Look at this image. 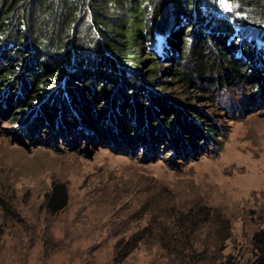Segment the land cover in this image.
Masks as SVG:
<instances>
[{
  "label": "rangeland",
  "instance_id": "1",
  "mask_svg": "<svg viewBox=\"0 0 264 264\" xmlns=\"http://www.w3.org/2000/svg\"><path fill=\"white\" fill-rule=\"evenodd\" d=\"M121 3L110 7L114 11L118 5L117 23L132 19L127 8L120 10L126 7ZM146 16L147 9L142 10V23ZM182 22L167 25L162 33L142 29L141 49L157 59L156 73L151 77L147 64L138 61L135 73L147 85L145 91L163 97L181 119L200 124L195 137L179 134L185 142L179 150L161 140L134 145L136 138L130 141L122 133L116 140L99 138L82 120L81 135L73 142L74 133H64L62 125H54L48 136L0 111V264H184L190 250L183 247L185 257L163 245L160 236L175 231L177 216L189 208L213 216L212 229L225 218L230 235L222 241L223 250L248 253L253 230L264 227V82L243 62L249 57L241 52L238 31L229 34L228 28L185 17ZM172 26L178 36L170 42ZM193 27L206 38L201 50L209 66L202 76L190 70L196 52ZM253 37L264 47L260 36ZM216 47L238 55V76L224 77ZM1 66L10 75L18 76L22 69L4 56ZM175 71L188 79L177 80ZM4 85L0 82V110L9 105L4 102L13 89ZM135 121L130 115L131 124L139 129L146 125ZM62 188L67 202L50 211L49 196ZM211 228L207 231L203 224L191 232L197 250L206 237L208 245L216 242ZM134 231L144 236L127 251L125 243Z\"/></svg>",
  "mask_w": 264,
  "mask_h": 264
},
{
  "label": "trees",
  "instance_id": "2",
  "mask_svg": "<svg viewBox=\"0 0 264 264\" xmlns=\"http://www.w3.org/2000/svg\"><path fill=\"white\" fill-rule=\"evenodd\" d=\"M109 1L111 4L105 0H0V56L7 58L9 63L14 60L17 66L22 67L18 76L10 75V70L0 67V82L6 88L12 84L10 88H13L4 102L9 105L5 111L0 110L3 114H10L13 121L30 122L32 125H28V130L35 133L43 130L48 136L51 135L48 130L54 125H62L64 133H74L73 142H77L81 135L79 126L82 120L99 138L116 140L118 133H122L130 141L136 138L134 145L143 139L152 143L161 140L179 150L185 143L179 134L186 139L192 138V134L195 137L200 124L181 119L177 110L164 105L163 97H154L153 93L145 91L146 84L140 83L135 73L137 61L147 64L151 77L156 73L157 59H151L150 52H142L141 49L142 42L138 36L142 35V29L149 28L148 33H162L169 24L180 26L183 17L194 19L196 24L203 21L208 26L228 28L229 34L235 31L242 34L238 46L244 56L249 57L243 62L251 65V75L254 70V74L261 78L260 83L264 82V66L261 67L264 47L257 46L258 41L253 37L258 35L264 42L263 0ZM121 1L126 7L122 6L120 10L127 8L132 19L117 23L114 17L118 5L113 6L114 11L110 7L122 4ZM146 9L147 16L142 23L140 12ZM133 10H136L134 15L131 14ZM179 16L181 18L176 22ZM136 19L139 22L133 24ZM186 27L188 29L191 25ZM194 28L191 31L198 36L195 35L192 43L196 52L190 70L202 76L209 66L201 50L206 38H201L198 28ZM174 30L172 26V33L168 36L170 42L175 36ZM246 33L247 36L243 35ZM176 34L178 36V32ZM216 50L224 77L238 76L242 69L238 55L221 47H216ZM251 59L252 63H248ZM175 74L177 80L188 79L184 73L177 71ZM126 86L131 87L128 89L131 92L126 91ZM143 90L147 93L144 94ZM77 99L79 101H75ZM149 99H152L150 104L146 103ZM189 106L194 112L193 106ZM54 111H58L56 116ZM130 115H134L135 124L146 121V125L139 129L129 122ZM33 123L36 124L34 128ZM127 144L130 143L125 142ZM67 199L64 188L53 191L47 200L48 209L58 210ZM203 212L191 208L182 211L176 218L175 231L169 236L165 233L160 236L162 244L171 245L173 250L182 252L184 256L183 247H187L190 251L184 264H264V227L253 230L250 245H246L248 253L244 256L239 249L223 250L225 245L222 241L230 235L226 219L220 218L219 224L213 225L212 229L209 218L213 216ZM203 224L207 231L211 228L217 233L216 242L208 245L206 237L197 250L189 236ZM143 236V231H134L125 243L129 245L127 251Z\"/></svg>",
  "mask_w": 264,
  "mask_h": 264
}]
</instances>
